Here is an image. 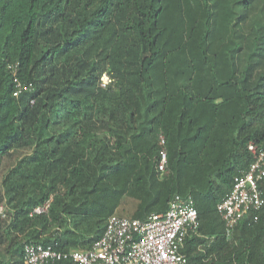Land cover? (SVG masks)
<instances>
[{
	"label": "trees",
	"instance_id": "obj_1",
	"mask_svg": "<svg viewBox=\"0 0 264 264\" xmlns=\"http://www.w3.org/2000/svg\"><path fill=\"white\" fill-rule=\"evenodd\" d=\"M10 64L32 84L18 97ZM250 143L264 149V0H0V154L31 151L1 182L0 264L28 243L88 250L110 216L175 195L198 212L189 264H264V206L231 238L217 211Z\"/></svg>",
	"mask_w": 264,
	"mask_h": 264
},
{
	"label": "built area",
	"instance_id": "obj_2",
	"mask_svg": "<svg viewBox=\"0 0 264 264\" xmlns=\"http://www.w3.org/2000/svg\"><path fill=\"white\" fill-rule=\"evenodd\" d=\"M18 97L31 89L19 79V64H10ZM166 138L160 135L157 171L164 175L168 167ZM255 162L248 170L240 171L233 188L217 206L226 235L233 236L238 223L248 213H257L264 206L260 183L264 179V151L250 145ZM192 197L175 195L164 213H153L145 219H132L112 215L108 218L102 237L88 250L63 252L56 245L43 246L33 243L24 246V264H49L71 261L75 264H189L181 252L189 233L198 234L200 223ZM49 204L35 209L34 213L47 212ZM3 207L0 208V215ZM258 220V217L254 219Z\"/></svg>",
	"mask_w": 264,
	"mask_h": 264
},
{
	"label": "rangeland",
	"instance_id": "obj_3",
	"mask_svg": "<svg viewBox=\"0 0 264 264\" xmlns=\"http://www.w3.org/2000/svg\"><path fill=\"white\" fill-rule=\"evenodd\" d=\"M243 4L244 5H239L240 7L238 8V11H239L238 13L243 12L242 10L244 9L246 5V1ZM30 153H31L30 150H22V151H14L12 153L0 154V186H1V182L5 174L11 168H13L21 158H23L25 155H28ZM127 202H128V205L132 207L133 202L131 200H128ZM126 217H128V215Z\"/></svg>",
	"mask_w": 264,
	"mask_h": 264
},
{
	"label": "clouds",
	"instance_id": "obj_4",
	"mask_svg": "<svg viewBox=\"0 0 264 264\" xmlns=\"http://www.w3.org/2000/svg\"><path fill=\"white\" fill-rule=\"evenodd\" d=\"M113 81H114V79H113L108 73H105V74L102 76V78H101V82H102V83H101V86H102L103 88H105V87H107L108 85H110ZM160 135H163V134H160ZM160 135H159V139H160ZM164 137H165V136H164ZM166 142H167V140H166ZM159 143H160V142H159ZM166 145H167V144H166ZM250 145H254L258 150L264 151V149L259 148L258 146H256V145L253 144V143H250V144H249V147H250ZM160 148H161V147H160ZM166 149H167V148H166ZM249 150H250V149H249ZM252 154H253V153H252ZM253 155H254V154H253ZM254 159H255V157H254ZM238 175H239V174H238ZM234 179H235V178H234ZM233 184H234V181H233ZM232 188H233V187H232ZM230 191H231V190H230ZM228 193H229V192H228ZM228 193H227V194H228ZM227 194H226V195H227ZM221 201H222V200H221ZM221 201H220V202H221ZM220 202H219V203H220ZM219 203H218V204H219ZM217 206H218V205H217ZM262 208H263V207H262ZM256 217H257V216H256ZM256 217H255V218H256ZM255 218H254V219H255ZM221 220H222V219H221ZM241 221H242V220H241ZM241 221H240V222H241ZM240 222H239V223H240ZM239 223H238V224H239ZM237 226H238V225H237ZM237 226H236V227H237ZM235 229H236V228H235ZM234 232H235V230H234ZM233 235H234V233H233Z\"/></svg>",
	"mask_w": 264,
	"mask_h": 264
}]
</instances>
